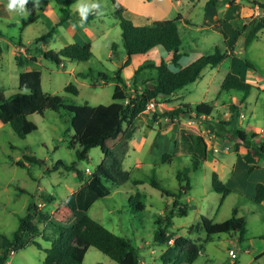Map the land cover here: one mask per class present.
<instances>
[{
  "label": "rangeland",
  "instance_id": "obj_1",
  "mask_svg": "<svg viewBox=\"0 0 264 264\" xmlns=\"http://www.w3.org/2000/svg\"><path fill=\"white\" fill-rule=\"evenodd\" d=\"M207 1L175 0L177 10L165 5L164 0L154 1L156 8H164L163 12L159 10L161 15H168L170 12L176 15L180 11L192 22L190 25L180 24V51L183 52L181 65H187L200 56L213 52L216 45H222L229 54L219 66L205 67L194 82L172 95L158 97L154 100L155 108L143 112L137 118V128L132 139L125 144L126 150L121 158L123 170L129 172V179L122 184L108 186L93 178L92 171L105 156L100 147L96 146L89 150L87 158H78L77 147L71 148L69 145L73 130L69 129V115H65L63 111L48 110L44 116L38 113L30 115L29 118L36 123L38 129L25 138L19 137L10 128L7 133L0 135V143L3 139L6 142V147L0 145L1 233L10 236L18 227L19 218L26 213L32 195L45 211L54 212L62 198L79 188L83 180H89L96 187L99 197L89 208L88 214L109 230L132 239L140 264H164L161 255L167 246L155 242L154 220L164 213L166 204L168 208L171 207L174 196H167L153 186L151 178L178 194L180 187L187 183L186 179L180 181L178 178V173L184 171L190 176L191 188L187 193H181L179 199L188 205V214L175 215L168 231L174 232L176 236H189L204 245L195 264H264V201L254 200L257 183H264V160L259 161L260 168H255L253 173L247 175L248 165L242 155L246 153V148L238 146L236 138H228L226 134L219 136L211 126L217 122L213 118L215 112L216 117H229V114H225V105L232 103L238 109V112H234V115H238V123L231 126L243 128L249 133L256 129L252 133L257 134H260L259 129H264V36L252 40L243 50L242 37L235 27L236 23L242 27L249 16L262 14L248 0H236L234 3L223 0L222 7L215 6L221 15L220 19H213L210 27L203 26L206 18L209 20L212 15L204 7ZM79 2L80 0L72 5V17L69 21L57 26L52 36L37 41L59 21L60 8L56 0H29L25 15L8 12V0H0V90L6 96L21 88L27 91L30 87L40 85L47 92L62 95L70 103L82 104L87 101L91 105L108 104L113 100L116 80L105 82L99 72L114 75L119 67H123L121 75L129 82V92L136 86L140 88L142 82L151 78L154 69L144 68L135 73L136 68L148 61L166 58V50L158 47L149 53L134 55L131 62L125 65L127 54L122 29L112 1L85 0L88 3H100L101 9L98 12L101 11L102 14L87 20L83 27L79 13L75 11ZM260 12L263 13L261 10ZM126 16L135 23L146 22L147 17H150L132 13ZM20 38L24 50L20 49ZM77 41L91 42L93 55L90 59H66L63 64H57L43 56L42 51L52 49L58 52L64 45ZM113 43L116 44L115 47L112 46ZM15 54L19 61H26V64L18 65ZM246 60L253 67L248 66ZM228 72L237 73L244 81L254 85L244 101L240 92L221 89ZM69 83L78 87L77 95L65 90ZM201 101H206L213 107L211 117L192 116L197 121L194 128L208 142L210 150L207 159L196 167L190 156L184 153L170 163H162L163 153L173 149L176 130L180 125H186L189 118L182 114L169 118L163 113L181 103L194 106ZM228 110L230 113L233 111L231 106ZM260 138L257 136L255 141L258 142ZM263 138L264 136L261 139ZM110 144L118 152H122L121 141H111ZM2 148H6L7 153ZM27 155L35 156L40 162L25 161V167L13 162L17 156L25 159ZM59 159L65 165H58L56 169L55 163ZM72 163L83 172V180L75 170L67 168ZM213 171L232 189L229 194L225 195L213 188ZM135 180H141L142 183L136 184ZM17 186L24 191L17 189ZM105 187H109L111 193L103 196ZM42 193L53 194L55 201L45 205ZM138 193L143 194L141 200L146 204L142 214H136L133 208ZM235 210L238 216H243L246 220L244 240H240L237 232L215 233L210 237L203 230L190 232V226L196 225L201 215L219 222L230 218ZM39 240L45 247L51 245L50 241L42 238ZM230 249L236 252L235 258L229 254ZM44 258L45 252L30 244L13 253L8 264H45ZM134 259L135 256L131 253L127 263L132 264ZM84 262L119 264L94 246L87 250Z\"/></svg>",
  "mask_w": 264,
  "mask_h": 264
},
{
  "label": "trees",
  "instance_id": "obj_2",
  "mask_svg": "<svg viewBox=\"0 0 264 264\" xmlns=\"http://www.w3.org/2000/svg\"><path fill=\"white\" fill-rule=\"evenodd\" d=\"M77 1L56 0L60 8L59 21L37 41L52 36L53 30L57 26L69 21L72 17L71 7ZM111 1L122 29L123 44L127 54L125 65L131 62L134 55L145 54L156 47H162L166 52H171L168 58L162 57L158 61H148L136 68L135 73L144 68L155 70L150 75L151 78L142 82L140 88L136 86L132 92H129V85L121 75L123 67H119L114 75L103 71L99 72V76L105 82L116 80L113 100L108 104L91 105L87 101L82 104L70 103L65 101L62 95L47 92L40 85L30 87L27 91L21 88L9 96L0 90V119L4 123H9L21 138H25L38 129L36 123L29 118L30 115L38 113L44 116L48 110L63 111L65 115L68 114L69 129L73 130L69 140L70 147H77L76 154L79 159L87 158L92 147H100L105 157L91 174L98 182H104L108 186L119 185L129 179V172L123 170L121 158L126 150L125 144L135 132L136 120L146 110L148 103L162 95H172L185 85L194 82L205 67L218 66L229 54L222 45H216L213 52L202 55L187 65H181L180 59L183 52L180 51L182 45L180 24L183 15L180 12L174 18L135 23L126 16L127 9L119 0ZM235 1L229 0L230 3ZM248 1L252 5L258 6L263 13L260 16L247 17L242 27L235 24L242 37L241 47L243 50L252 40L264 36V2ZM220 2L221 0H208L205 3V8L209 9L219 5ZM97 13L98 9H94L87 20L95 18ZM112 46L115 47L116 44L113 43ZM42 53L45 58H50L57 64H63L66 59L86 61L93 55L92 44L88 41L66 44L58 52L50 49L42 51ZM18 64L22 63L18 61ZM246 64L253 67L249 60H246ZM253 87L252 83L244 81L234 72H228L221 84L222 90L240 92L243 95L242 100L249 95ZM65 90L76 95L79 93L78 87L73 83L66 85ZM231 108L236 109V106L231 105ZM212 111V105L201 101L194 106L190 103H181L178 107L165 111L163 114L169 118L181 114L191 117L194 112L195 117L198 118L202 115L209 116ZM235 118L233 116L232 120L234 121ZM231 122L221 120L212 123L211 126L218 135L226 134L228 138H236L237 145L246 148L243 158L249 165L247 175H250L255 168L259 167V161L264 160V138L256 142L257 133H249L243 128L230 126ZM117 140L123 143L121 153L110 144L111 141ZM184 153L188 154L191 161L198 167L201 161L207 159L209 145L201 132L183 124L177 129L172 151L164 152L161 161L170 163L175 157ZM25 161L40 162L35 156L27 155L25 159L20 158L15 163L25 167ZM58 165L65 164L59 159L55 163L56 169ZM67 168L75 170L80 179H84L83 172L77 168L75 163L68 165ZM186 169L188 170V168ZM183 172L178 173V178L181 179L180 181L186 179L187 183L180 187L178 194H174L157 180L151 178L153 186L159 188L167 196H174L171 207L168 208L166 204L164 213L159 214L154 220V240L167 246L161 255L164 264H180L182 262L195 264L204 247L202 243H198L189 236H176L174 232L168 231V227L173 224L175 215L188 214V205L179 199L181 193H187L191 188L190 176ZM134 183L140 184L142 181L135 180ZM212 183L216 191L223 192L225 195L232 191L220 179L216 171H213ZM17 189L24 191L18 186ZM110 193L109 187H105L102 192L103 196ZM98 197L99 193L96 187L89 180H83L79 188L72 191L66 198H62L54 212L45 211L35 202L32 195L26 213L20 216L19 225L12 234L9 236L0 232V264H7L13 253L30 244L36 245L45 252V264H85V255L90 246L106 253L119 264H128V257L133 253L135 259L132 264H140L132 239L109 230L88 214L89 208ZM142 197L143 194L138 193L135 198L133 208H135L136 214H142L146 208V204L141 200ZM41 198L45 205L56 199L51 193H42ZM254 200L256 202L264 201L263 182L257 183ZM195 230H203L209 237L215 233L237 232L240 240H244L246 220L243 216H238L236 210L230 218L219 222L206 215H201L200 221L196 225L190 226L191 233H194ZM39 238L50 241L51 245L45 247Z\"/></svg>",
  "mask_w": 264,
  "mask_h": 264
},
{
  "label": "crops",
  "instance_id": "obj_3",
  "mask_svg": "<svg viewBox=\"0 0 264 264\" xmlns=\"http://www.w3.org/2000/svg\"><path fill=\"white\" fill-rule=\"evenodd\" d=\"M124 6H125V8L127 9V11H126V13L127 14H129V13H132V14H135V15H137V16H139V14H143L144 16H150L149 18L147 17V20H157V19H167V18H174L175 16H177V14L180 12H177L176 13V15L175 14H171V12H170V14H160V11L159 10H161L162 12H163V9L164 8H156V6L154 5V1L155 0H119ZM165 2V5H169V6H171L172 8L174 7V9L175 10H177V5L175 4V0H164ZM259 1H263L264 2V0H259ZM224 2H225V0H224ZM226 2H227V0H226ZM222 3H223V0H221V2L219 3V5L222 7L223 5H222ZM225 6L226 7H229V5L227 4V3H225ZM205 7V6H204ZM225 7V8H226ZM256 8H257V12L258 13H260V14H262L261 12H260V9L258 8V6H256ZM206 9V8H205ZM206 10H210L209 12L212 14L211 15V18L208 20L207 18H206V20H205V23L203 24V26H211V24H212V21H213V19L215 20V19H220V17H221V15L218 13V10H217V8L215 7V6H212V7H210L209 9H206ZM208 12V13H209ZM154 13H157V14H154ZM182 15H183V20H182V22H181V24H185V25H187V24H192V22H191V20L189 19V18H187L182 12H180ZM175 15V16H174ZM209 17V16H208ZM188 20V22H186ZM225 35V34H224ZM19 45H20V49L21 50H24V48H22L23 47V43H22V41H21V38H20V40H19ZM156 48H158V47H156ZM156 48H154V49H152V50H155ZM0 50H1V48H0ZM233 50L235 51V47L233 48ZM150 52V51H149ZM149 52H147V53H149ZM1 55V54H0ZM171 55V52H167V56H166V58H168L169 56ZM15 58H16V54H15ZM16 60H17V64H18V59L16 58ZM32 60L33 61H36V59H35V57H32ZM22 61V62H21ZM20 62L22 63L21 65H24V64H26V61L24 62L23 60H21ZM222 63V62H221ZM220 63V64H221ZM219 64V65H220ZM19 65V64H18ZM218 65V66H219ZM217 67V66H216ZM127 82V81H126ZM129 82H127V84H128ZM21 90V89H20ZM22 90H24L23 88H22ZM25 91V90H24ZM11 95V94H10ZM244 101V100H243ZM230 104V105H229ZM228 105L229 106H231V105H235V104H232V103H229ZM228 105H225V114L227 115V114H229V117L227 116V117H224L223 115L222 116H217L216 117V112H215V115H213V118L215 119V120H217V122H219V121H221V120H228V121H230V120H232V118H233V116H235L236 118L234 119V122L232 121L231 123L232 124H230V126L231 125H233V123H235V124H237L238 123V115H234V112L235 111H237L238 112V109L236 110V109H234V108H232V112L230 113L229 112V110H228ZM236 106V105H235ZM212 113H213V111H212ZM220 115V114H219ZM140 117V116H139ZM209 117H211V115H209ZM239 123H240V121H239ZM8 125L10 126V127H8ZM8 128H10V130H13V128L11 127V125L9 124V123H4V122H2V120L0 119V135L1 134H4L5 132L7 133L8 132ZM136 128H137V126H136ZM260 131V134L258 133V137L260 136L261 138L264 136V133H262V132H264V129H259ZM14 131V130H13ZM247 131V130H246ZM253 131H257L256 129H252V132ZM262 131V132H261ZM15 132V131H14ZM248 132V131H247ZM251 132V133H252ZM176 135H177V130H176V132H175V137H176ZM220 136V135H219ZM133 137V136H132ZM260 138V140H262ZM132 139V138H131ZM130 139V140H131ZM175 139V138H174ZM173 139V140H174ZM5 139H3L2 140V144L0 143V145H3L2 147H4L5 146V144H6V142L4 141ZM259 140V141H260ZM258 141V140H257ZM8 144H9V146L11 147V148H13V145L10 143V142H8ZM6 147V146H5ZM209 150H210V148H209ZM2 151H4V153H7V149L6 148H2ZM212 151V150H211ZM243 155V154H242ZM18 159H20L19 158V156H17L16 157V160H18ZM15 160V161H16ZM15 161H13V162H15ZM16 164V163H15ZM17 165V164H16ZM27 165V164H26ZM248 165V164H247ZM248 167H249V165H248ZM260 168V167H259ZM248 169V168H247ZM256 169H258V167L256 168ZM255 169V170H256ZM254 170V171H255ZM253 171V172H254ZM252 172V173H253ZM17 188V187H16ZM260 253H262V252H260ZM260 253H259V255H260ZM10 259V258H9ZM9 259H8V261H9ZM7 264H8V262H7Z\"/></svg>",
  "mask_w": 264,
  "mask_h": 264
},
{
  "label": "clouds",
  "instance_id": "obj_4",
  "mask_svg": "<svg viewBox=\"0 0 264 264\" xmlns=\"http://www.w3.org/2000/svg\"><path fill=\"white\" fill-rule=\"evenodd\" d=\"M29 3V0H8L7 3V11L17 12L21 15H25L26 13V5ZM94 9H101L100 3L92 2L88 3L85 0H80V2L75 6V11L79 13L81 20V27L84 26V23L87 21V18L90 13L93 12ZM97 14H102L99 11Z\"/></svg>",
  "mask_w": 264,
  "mask_h": 264
},
{
  "label": "built area",
  "instance_id": "obj_5",
  "mask_svg": "<svg viewBox=\"0 0 264 264\" xmlns=\"http://www.w3.org/2000/svg\"><path fill=\"white\" fill-rule=\"evenodd\" d=\"M155 108V102L154 101H150L147 105V108L144 112H147V111H150V110H153ZM195 115V114H194ZM193 115V117H195ZM192 116L188 118V120L186 121V125L187 126H190V127H194L193 125H195V123H197L196 119L197 117L193 118ZM185 124V123H184ZM229 254L235 258L236 257V252L233 250V249H230L229 250Z\"/></svg>",
  "mask_w": 264,
  "mask_h": 264
}]
</instances>
